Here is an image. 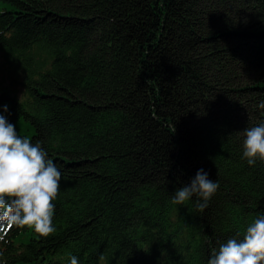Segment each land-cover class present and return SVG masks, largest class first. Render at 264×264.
<instances>
[{
	"label": "trees",
	"instance_id": "16d2710c",
	"mask_svg": "<svg viewBox=\"0 0 264 264\" xmlns=\"http://www.w3.org/2000/svg\"><path fill=\"white\" fill-rule=\"evenodd\" d=\"M0 55V115L62 174L55 231L0 227V264H208L264 214V0H0ZM201 169L208 207L172 204Z\"/></svg>",
	"mask_w": 264,
	"mask_h": 264
},
{
	"label": "clouds",
	"instance_id": "9594fccd",
	"mask_svg": "<svg viewBox=\"0 0 264 264\" xmlns=\"http://www.w3.org/2000/svg\"><path fill=\"white\" fill-rule=\"evenodd\" d=\"M259 107L264 109V101ZM242 134L243 159L249 166L257 161L264 164V122L247 127ZM61 180L58 166L48 158L41 142L33 144L22 138L16 126L0 115V226L28 227L44 237L53 233L54 201ZM218 187L201 169L190 184L176 190L171 203L182 205L196 197V208L202 213ZM71 264H79L78 258L72 256ZM208 264H264V214L246 227L241 239L220 243Z\"/></svg>",
	"mask_w": 264,
	"mask_h": 264
},
{
	"label": "rangeland",
	"instance_id": "374dc122",
	"mask_svg": "<svg viewBox=\"0 0 264 264\" xmlns=\"http://www.w3.org/2000/svg\"><path fill=\"white\" fill-rule=\"evenodd\" d=\"M12 76H10L3 65L2 56L0 55V87L9 89L12 84ZM12 90L17 93L19 96H23V90L20 86L16 85V87L12 88Z\"/></svg>",
	"mask_w": 264,
	"mask_h": 264
}]
</instances>
